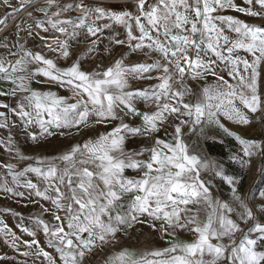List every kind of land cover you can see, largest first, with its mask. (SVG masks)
<instances>
[{
	"label": "snow or ice",
	"instance_id": "6c2138e0",
	"mask_svg": "<svg viewBox=\"0 0 264 264\" xmlns=\"http://www.w3.org/2000/svg\"><path fill=\"white\" fill-rule=\"evenodd\" d=\"M0 6V196L39 207L2 210L0 264H264V134L229 127L264 118V0ZM137 225L162 244L123 245Z\"/></svg>",
	"mask_w": 264,
	"mask_h": 264
},
{
	"label": "rangeland",
	"instance_id": "374dc122",
	"mask_svg": "<svg viewBox=\"0 0 264 264\" xmlns=\"http://www.w3.org/2000/svg\"><path fill=\"white\" fill-rule=\"evenodd\" d=\"M5 13L4 7L0 6V18L3 17ZM233 15H238L235 13H232ZM243 18V17H241ZM18 21H13L12 19H9L8 25L9 28L12 27V25ZM253 23H260L259 20L250 21ZM83 47V46H81ZM79 49H77L78 51ZM51 55V54H49ZM136 59V58H134ZM91 64L89 65V67ZM65 94V93H61ZM252 124L249 126H242L237 127L233 125H229V127L237 132L238 134L247 137V138H256L259 139L264 132V118H261L260 113H256L252 117ZM209 135H215L217 139L215 141L208 140L206 143L202 140L201 143L204 147V151L208 153L207 151V143H220L221 134L215 131L209 132ZM20 141L24 143V137H19ZM66 141L63 138L53 139L51 142H42L40 145H32L30 143L24 144V148L29 153H35V154H47L51 155L57 152L59 149H61ZM224 146V152L225 157H214L217 159H227V156L231 150H233L236 145L235 142L228 137H224V142L221 143ZM210 155V154H209ZM211 156V155H210ZM264 167V159L261 157H256L253 160V163L251 164L250 170L247 171L245 181H244V190L247 191L250 187L253 188L255 191L256 188H259L261 190H264V173L261 172V168ZM224 190V195L227 196V189L226 186H222ZM19 199V198H18ZM257 199L259 197L257 196ZM27 204V200L20 199V202H17V200H11L7 199L3 196H0V213H2V210L5 208H11L15 212L21 213L24 217H28L29 215H35L39 212V207L28 204L27 207L24 205ZM3 218L6 219V221L10 225H15L17 222L16 217H14L11 213H2ZM182 238L189 239L190 237L186 236L185 234H181ZM158 234L155 232H152L147 227H142L137 225L131 230V235L122 240L123 245H127L128 247H135V248H144L146 246H151L154 244H162V241L158 240ZM0 247L2 248L1 253H10L11 250L8 249L5 245L0 243Z\"/></svg>",
	"mask_w": 264,
	"mask_h": 264
},
{
	"label": "trees",
	"instance_id": "16d2710c",
	"mask_svg": "<svg viewBox=\"0 0 264 264\" xmlns=\"http://www.w3.org/2000/svg\"><path fill=\"white\" fill-rule=\"evenodd\" d=\"M207 151L211 156L225 157L224 146L221 143H207Z\"/></svg>",
	"mask_w": 264,
	"mask_h": 264
},
{
	"label": "crops",
	"instance_id": "0c3cea01",
	"mask_svg": "<svg viewBox=\"0 0 264 264\" xmlns=\"http://www.w3.org/2000/svg\"><path fill=\"white\" fill-rule=\"evenodd\" d=\"M3 158H4V157L0 156V159H3ZM1 250H2V248L0 247V254H2V253H1Z\"/></svg>",
	"mask_w": 264,
	"mask_h": 264
}]
</instances>
